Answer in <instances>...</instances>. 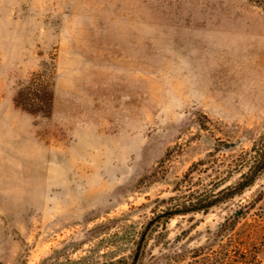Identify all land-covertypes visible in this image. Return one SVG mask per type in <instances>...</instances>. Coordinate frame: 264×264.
I'll use <instances>...</instances> for the list:
<instances>
[{"label": "rangeland", "instance_id": "1", "mask_svg": "<svg viewBox=\"0 0 264 264\" xmlns=\"http://www.w3.org/2000/svg\"><path fill=\"white\" fill-rule=\"evenodd\" d=\"M39 73L48 115L14 104ZM263 134L253 1L0 0V264H128L193 163L201 189L228 185ZM262 186L161 221L138 264H187Z\"/></svg>", "mask_w": 264, "mask_h": 264}, {"label": "trees", "instance_id": "2", "mask_svg": "<svg viewBox=\"0 0 264 264\" xmlns=\"http://www.w3.org/2000/svg\"><path fill=\"white\" fill-rule=\"evenodd\" d=\"M251 1L264 9V0ZM52 102V84L43 73L33 74L26 85L17 90L14 98L15 106L31 114L48 115ZM200 164L201 161L191 165L176 183L173 189L175 194L165 201L167 207L147 223L146 232L140 233L136 250L128 264H138L147 232L161 221L166 222L188 213H206L213 206L240 195L251 187L264 172V134L228 166L231 173L237 175L228 185H225L227 176H219L222 171L218 170L217 180L212 186L201 189L192 178ZM258 244H264V186L250 201L226 218L209 235L205 245L189 252L191 260L187 264H259L261 248Z\"/></svg>", "mask_w": 264, "mask_h": 264}]
</instances>
